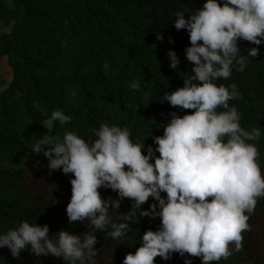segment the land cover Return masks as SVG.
<instances>
[{
	"label": "trees",
	"instance_id": "trees-1",
	"mask_svg": "<svg viewBox=\"0 0 264 264\" xmlns=\"http://www.w3.org/2000/svg\"><path fill=\"white\" fill-rule=\"evenodd\" d=\"M205 2L0 0V24L8 29L0 34V62L8 67V77H0V178L12 184L28 179L40 194L58 202L49 212L42 203L30 207L14 194H0V232L24 220L47 224L50 235L61 229L73 234L89 231L86 222L68 221L71 174L49 170L43 154L32 151V145L47 132L43 121L59 109L70 115L71 121L64 125L56 122L52 135L62 137L65 131H74L85 139H95L94 130L108 123L127 127L134 141L153 145L152 137L163 135L162 124L168 122L171 112L182 116L192 111H180L160 99L165 91L182 87L180 73L191 74L193 67L185 56V48L190 46L188 33L175 29V13L184 11L187 18L188 12ZM157 34L163 35V41L157 40ZM239 46L244 55L255 47L246 41H240ZM259 49L258 57L247 58L248 67L243 72L234 70L229 79L217 83L237 86L240 97L230 100L229 105L238 109L240 124L246 130L260 128L261 138L251 143L258 148L264 176V43ZM168 50L180 59L175 70L169 66ZM137 81L139 89H132L130 84ZM100 192L105 199H118L110 189ZM153 202L150 198L143 209ZM131 205L125 198L118 210L110 209L112 220L118 222L120 214H131ZM123 222L130 227L121 239L96 231L95 264H122L125 255L140 246L144 232L160 226L159 218L150 217ZM248 224L240 250L230 246L232 254L227 260L211 264H264V197L258 198ZM192 259L193 264H201L199 258ZM0 264L64 261L51 255L36 257L28 251L15 258L4 247L0 248ZM155 264H184V258L178 253L168 261L156 257Z\"/></svg>",
	"mask_w": 264,
	"mask_h": 264
},
{
	"label": "clouds",
	"instance_id": "clouds-1",
	"mask_svg": "<svg viewBox=\"0 0 264 264\" xmlns=\"http://www.w3.org/2000/svg\"><path fill=\"white\" fill-rule=\"evenodd\" d=\"M174 27L188 33L185 56L193 67L191 74L180 73L183 86L165 91L160 102L192 111L182 116L171 112L162 124L163 135L152 137L155 147L134 141L127 127L108 123L94 130L95 139L74 131L52 135L56 122L71 121L62 110L52 111L42 123L47 132L32 151L43 154L49 170L71 174L68 221L86 222L89 231L73 234L61 229L50 235L47 224L24 220L0 232V248H8L15 258L28 251L36 257L62 258L64 264H95L96 231L118 240L129 231L123 221L150 217L159 218V228L146 230L140 246L128 252L122 264H155L156 257L168 261L177 253L184 264H193L192 258L211 264L227 260L230 246L240 250L249 215L264 197L259 152L251 143L262 133L260 128L242 127L240 112L229 105L240 97L237 86L217 82L229 79L234 70L243 72L247 58L260 55L264 0H206L187 18L184 11H177ZM163 39L157 34V40ZM240 41L255 47L244 55ZM166 55L169 66L177 69L176 52L168 50ZM130 87L139 89V81ZM100 189H110L118 199L103 198ZM125 198L132 201L131 214H120L114 222L109 210H118ZM150 198L154 202L143 209Z\"/></svg>",
	"mask_w": 264,
	"mask_h": 264
},
{
	"label": "rangeland",
	"instance_id": "rangeland-1",
	"mask_svg": "<svg viewBox=\"0 0 264 264\" xmlns=\"http://www.w3.org/2000/svg\"><path fill=\"white\" fill-rule=\"evenodd\" d=\"M7 30L6 27L0 24V34L7 32ZM0 77L5 79L8 77V67L4 61L0 62ZM0 194H14L23 204L30 207H36L38 203H42L44 208L49 209V212L58 206L57 201L40 194L39 190L28 179H24L20 183L12 184L0 178Z\"/></svg>",
	"mask_w": 264,
	"mask_h": 264
}]
</instances>
